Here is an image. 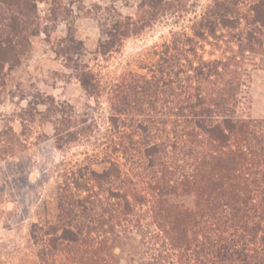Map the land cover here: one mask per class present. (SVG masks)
Wrapping results in <instances>:
<instances>
[{
    "label": "trees",
    "instance_id": "obj_1",
    "mask_svg": "<svg viewBox=\"0 0 264 264\" xmlns=\"http://www.w3.org/2000/svg\"><path fill=\"white\" fill-rule=\"evenodd\" d=\"M184 2L147 1L140 7L150 8L148 21L119 15L104 33L100 53L118 51L161 12H188ZM38 18L32 1L0 0V75L30 53L32 38L41 33ZM243 25L249 53L260 52L264 67V0H254L248 15L241 0H214L196 21L194 38L176 34L162 49L147 50L140 68L149 75L129 72L111 87L100 81V97L106 96L112 110L110 130L119 135L110 140L107 166L100 174L86 167L56 180L43 214L46 223L55 224L45 236L39 224L32 225L28 243L40 250H26L18 264H54L60 256L67 261L62 264H264V121L234 109L232 82L230 91L206 92L194 87L182 65L190 62L186 46L193 52L195 39H218L219 31ZM60 43L68 44L66 54L83 50L72 36ZM200 66L192 71L198 82L217 72L215 66L206 74ZM85 70L79 79L89 90L94 85ZM50 114L51 149L90 137L88 121L80 125L67 103L53 100ZM130 117L139 120L140 134L120 132L122 120ZM30 182L27 177L25 191H31ZM23 223L16 216L7 227L17 232ZM0 249L17 254L11 244Z\"/></svg>",
    "mask_w": 264,
    "mask_h": 264
},
{
    "label": "rangeland",
    "instance_id": "obj_2",
    "mask_svg": "<svg viewBox=\"0 0 264 264\" xmlns=\"http://www.w3.org/2000/svg\"><path fill=\"white\" fill-rule=\"evenodd\" d=\"M29 1L37 7L41 33L32 38L30 53L22 62L14 67L6 65L0 75V246L11 244L17 249L15 255L0 249V264H18L26 250H40L28 243L29 231L33 224L40 225L43 236L51 231L54 220L46 223L43 214L61 175L86 167L98 174L105 170L106 159L111 156L110 140L118 141L119 135L110 130L107 118L112 110L106 96L100 97V81L111 87L129 72L149 75L148 70L140 68L146 61L143 55L147 56V50L162 49L164 43L173 42L176 34L194 38L196 21L214 2L184 0L189 9L183 15L155 11L158 16L149 27L124 40L118 51L103 56L100 45L112 21L119 15L130 17L135 23L140 19L148 21L150 8L140 6L152 0ZM253 1L241 0L244 15L249 14ZM247 33L243 25L234 32L219 31L218 39H195L193 52L191 46H186L190 62H182V65L193 77L194 87L199 85L206 92L229 90V82H232L236 90L229 99L234 109L244 118L264 121V67L260 64V52L254 56L249 53L251 45ZM68 36L82 44L81 54L63 52L68 44L60 41ZM60 50L62 54L56 55ZM198 66H204L206 74L216 66L217 72L211 79L200 76L198 82L192 72ZM84 70L91 75L94 85L89 90L79 79ZM53 100L56 104L70 105L80 125L82 120H87L92 130L90 137H80L62 150L51 149L47 138H52L55 132L52 123L55 117L50 114ZM139 130L138 119L122 120L120 132L138 135ZM27 177L31 180V191L24 190ZM41 180L43 184L39 183ZM93 186L91 183L89 187ZM28 192L33 193L29 198ZM81 195L85 196V192ZM16 216L24 217L17 232L7 227V224L13 225ZM135 239L138 243L140 237L137 235ZM125 257L128 256L125 254ZM65 262L60 256L54 264Z\"/></svg>",
    "mask_w": 264,
    "mask_h": 264
}]
</instances>
